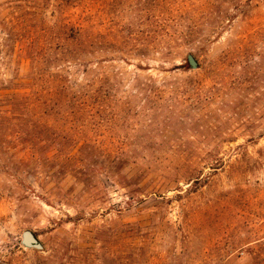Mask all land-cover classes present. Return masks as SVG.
<instances>
[{
    "label": "rangeland",
    "instance_id": "1",
    "mask_svg": "<svg viewBox=\"0 0 264 264\" xmlns=\"http://www.w3.org/2000/svg\"><path fill=\"white\" fill-rule=\"evenodd\" d=\"M0 264H264V0H0Z\"/></svg>",
    "mask_w": 264,
    "mask_h": 264
},
{
    "label": "water",
    "instance_id": "2",
    "mask_svg": "<svg viewBox=\"0 0 264 264\" xmlns=\"http://www.w3.org/2000/svg\"><path fill=\"white\" fill-rule=\"evenodd\" d=\"M188 63L190 64L192 69H197L199 66L197 60L192 55L188 56ZM22 244L26 248H30V249H37V250L43 249V246L39 241L38 237L31 231L24 232Z\"/></svg>",
    "mask_w": 264,
    "mask_h": 264
}]
</instances>
